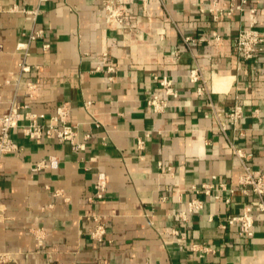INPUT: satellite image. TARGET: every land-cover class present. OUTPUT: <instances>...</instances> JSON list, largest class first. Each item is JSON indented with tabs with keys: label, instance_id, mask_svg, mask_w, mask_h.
<instances>
[{
	"label": "crops",
	"instance_id": "0c3cea01",
	"mask_svg": "<svg viewBox=\"0 0 264 264\" xmlns=\"http://www.w3.org/2000/svg\"><path fill=\"white\" fill-rule=\"evenodd\" d=\"M107 4L123 9L122 23ZM252 18L264 30V0H0V115L16 107L48 123L64 103L84 145L10 130L17 149L0 160V252L11 258L0 264H264V225L256 219L245 238L226 221L254 199L237 183L229 143L264 170V51L243 60L234 45ZM162 75L176 96L164 95ZM235 102L242 117L220 116L222 130L214 110ZM49 155L57 167L31 170ZM193 198L203 208L181 221Z\"/></svg>",
	"mask_w": 264,
	"mask_h": 264
},
{
	"label": "built area",
	"instance_id": "2783aa9c",
	"mask_svg": "<svg viewBox=\"0 0 264 264\" xmlns=\"http://www.w3.org/2000/svg\"><path fill=\"white\" fill-rule=\"evenodd\" d=\"M245 0H242L244 2ZM235 8H239L236 5ZM16 9V7H14ZM232 7L229 8L227 13H231ZM17 10V9H16ZM108 17L115 20L118 23H122L124 12L122 8L116 7L112 4L106 5ZM23 11V10H21ZM30 15L36 14V11H26ZM42 31L36 30L29 36V40L36 37H40ZM235 49L239 57L243 60H251L258 52L264 51V30H260L256 27V20L251 19L248 27L240 28L234 38ZM44 48L48 47V44L42 45ZM18 49L21 50V58L25 59L28 55V42L19 43ZM23 70L28 67L21 63ZM158 80V84L163 91L164 95L176 96L177 92L172 87V80L168 75L154 76ZM189 78L191 82L201 81V85L197 87V92H207L206 82L201 74V69L194 65L189 68ZM165 100L161 99L159 95L154 94L150 100V103L155 108L162 107L165 104ZM214 115L220 123V116H226L232 124L238 122L242 117V108L238 102L228 110L222 109L214 110ZM43 114H36L32 112H20L16 107H12L6 112L0 115V160L1 158L17 149L16 143L10 136V130L13 128H21L22 133L31 139L40 140L43 137L55 138L57 141L69 142L73 149H83V143L77 140V132L73 126L68 122V107L62 103L56 106L54 114L49 118L48 123H40L39 120L43 119ZM222 130L225 129L224 125L220 123ZM229 147L232 153L236 156L241 167V173L237 177V183L242 186V191L245 194L253 195L254 199L251 203L243 206L242 211L238 214L229 215L226 219L228 224L237 225V233L245 238H251L254 234L255 220L258 219L264 225V170L254 168L248 162L247 154L242 151L241 148L235 146L233 143H229ZM59 159L57 156L49 155L45 158L37 161L32 167V171H38L42 168H54L57 167ZM106 178L103 172L97 174L95 183V190L97 191V197H101L105 190ZM220 188L225 189V184L220 183ZM213 185L203 184L202 191L205 194L210 193V189ZM215 198H219L216 194ZM203 208V201L198 198H193L187 203L186 212L180 213L178 216L181 221L186 220L188 213H193ZM259 215L255 218L256 214ZM104 232L102 225L96 226L91 232L96 238H101ZM11 258L9 252H0V263L6 262Z\"/></svg>",
	"mask_w": 264,
	"mask_h": 264
}]
</instances>
